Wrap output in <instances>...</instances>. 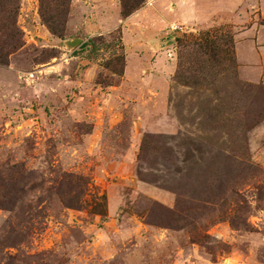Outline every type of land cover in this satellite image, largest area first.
I'll return each mask as SVG.
<instances>
[{
    "label": "rangeland",
    "instance_id": "rangeland-1",
    "mask_svg": "<svg viewBox=\"0 0 264 264\" xmlns=\"http://www.w3.org/2000/svg\"><path fill=\"white\" fill-rule=\"evenodd\" d=\"M155 1L67 0L54 33L0 0V264H264V0ZM219 27L234 59L184 73Z\"/></svg>",
    "mask_w": 264,
    "mask_h": 264
},
{
    "label": "trees",
    "instance_id": "trees-1",
    "mask_svg": "<svg viewBox=\"0 0 264 264\" xmlns=\"http://www.w3.org/2000/svg\"><path fill=\"white\" fill-rule=\"evenodd\" d=\"M41 1V17L43 21L47 24V26L50 28V30L54 33H60V31H63V28L65 26V18L67 14L69 13V6L67 5V0H40ZM145 0H121V7H122V15L124 17L129 16L133 12H135L137 9L141 8L144 4ZM221 30L222 28L219 27L217 29H208L203 30L197 34H189L186 36V38H178L179 43H184V45H197L198 48H196L195 53L191 52L190 50L187 52L182 51L181 55L184 58L182 62L179 63V66L182 64H186V66L183 65V71L186 73L193 67V59H200L201 62L198 63H204L206 60H211L217 63H222L224 61L230 62L234 59V38L233 35L230 33H222L221 35L217 34V31ZM17 34V32H16ZM18 35V34H17ZM16 35V37H17ZM20 37H17L16 39V45L18 46L20 44ZM183 45V46H184ZM185 45V46H186ZM205 55L208 57L205 60ZM115 65H118V68L115 69L114 72H122V67L124 64V55L121 53L119 55H116L115 58ZM187 60V61H186ZM3 63H7V61H1ZM68 182V183H67ZM2 183V184H1ZM78 179L74 181L70 180H63L61 185V188L64 184L68 185H75L78 186ZM13 185L12 180H6L5 179L0 181L1 186L5 185ZM2 199L0 198V208L4 209H10L12 210L19 199V197L14 198V194L10 195L7 193L6 195H2ZM68 198H74L72 193L68 194ZM3 200V201H1ZM73 201H69L67 206L69 207H76V205H72ZM77 208V207H76Z\"/></svg>",
    "mask_w": 264,
    "mask_h": 264
},
{
    "label": "crops",
    "instance_id": "crops-1",
    "mask_svg": "<svg viewBox=\"0 0 264 264\" xmlns=\"http://www.w3.org/2000/svg\"><path fill=\"white\" fill-rule=\"evenodd\" d=\"M156 2H158V0H156L155 3ZM161 2H162L161 3L162 7L159 10L162 11V9H163V11L161 12L162 14L164 12L170 13V11H168L166 9V7H167V5H173L174 10L178 11V14H176V15H178L181 20H186L187 14L198 13L199 9H202L204 7L202 5L199 6V3L196 2L195 0H162ZM154 4L150 5L151 9L158 10V9L152 8V6ZM143 10H144V8L141 9L140 13H143ZM162 14H160V17H162L161 16Z\"/></svg>",
    "mask_w": 264,
    "mask_h": 264
},
{
    "label": "water",
    "instance_id": "water-1",
    "mask_svg": "<svg viewBox=\"0 0 264 264\" xmlns=\"http://www.w3.org/2000/svg\"><path fill=\"white\" fill-rule=\"evenodd\" d=\"M80 40L81 39H73L72 41H68V44L71 45V46H75L77 45L78 43H80Z\"/></svg>",
    "mask_w": 264,
    "mask_h": 264
},
{
    "label": "built area",
    "instance_id": "built-area-1",
    "mask_svg": "<svg viewBox=\"0 0 264 264\" xmlns=\"http://www.w3.org/2000/svg\"><path fill=\"white\" fill-rule=\"evenodd\" d=\"M170 29H171V31H176L178 29H183V28L178 26V25H170Z\"/></svg>",
    "mask_w": 264,
    "mask_h": 264
}]
</instances>
